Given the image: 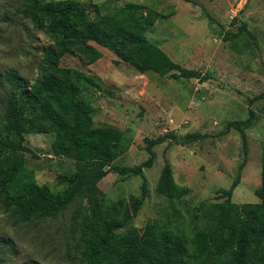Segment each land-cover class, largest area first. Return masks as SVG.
<instances>
[{
    "label": "rangeland",
    "instance_id": "obj_1",
    "mask_svg": "<svg viewBox=\"0 0 264 264\" xmlns=\"http://www.w3.org/2000/svg\"><path fill=\"white\" fill-rule=\"evenodd\" d=\"M88 4L103 0H78ZM141 3L159 11V17L146 36L169 57L189 69L209 74L205 82L196 79L173 80L153 73L141 74L130 64L118 60L110 50L93 42L72 44L60 65L78 68L93 76L102 89L86 93L93 107V124L123 132L130 141L128 150L116 161L132 166L143 162L148 153L144 138L166 132L178 137L201 135L191 143L179 145L171 140L155 145V160L143 170L144 177L120 176L109 172L98 186L100 198L115 201L148 191L134 224L168 223L187 236L209 223L208 213L217 191L227 189L238 167L244 164L234 203L257 202L260 162L264 149V0H118ZM18 0H0V75L14 70L30 81L37 76L41 49L48 38L32 29L17 12ZM238 37L224 40L219 23ZM1 95V90H0ZM250 119L241 133L234 127L223 134L226 124ZM26 167L34 172L38 184L61 190L59 175L74 171L72 147L53 151L51 134H27ZM168 161L175 182L189 187L178 200L155 192L159 172ZM72 207L55 221L26 225L14 223L15 216L0 203V264H84L70 226Z\"/></svg>",
    "mask_w": 264,
    "mask_h": 264
},
{
    "label": "trees",
    "instance_id": "obj_2",
    "mask_svg": "<svg viewBox=\"0 0 264 264\" xmlns=\"http://www.w3.org/2000/svg\"><path fill=\"white\" fill-rule=\"evenodd\" d=\"M18 1L17 12L50 43L41 49L33 81L14 70L0 75V203L16 217L14 223L55 221L72 207L70 226L84 264H264V149L258 201H232L244 166L241 163L230 186L217 191L216 198L222 201L211 205L207 227L189 236L168 223L153 222L142 228L134 224L148 191L146 181L141 184L140 196L115 201L99 196L98 183L109 172L143 178V170L154 163L155 145L166 140L185 145L203 136L178 137L166 132L144 138L148 157L138 165H118L116 161L127 152L130 141L117 129L93 124L94 110L86 94L91 89L101 90V84L78 68L61 66L60 59L72 44L93 42L141 74L205 82L209 74L173 61L146 36L162 14L131 1ZM219 26L224 40L244 31L257 44L245 25L236 33L225 30L221 23ZM263 96L264 92L258 98ZM249 122V118L228 122L223 134L233 127L239 130L245 148L243 126ZM27 134L53 135L55 152L72 147L74 171L58 176L65 183L61 190L38 184L34 172L26 167L24 153L35 155L25 145ZM155 192L173 202L186 195L189 187L175 182L165 160Z\"/></svg>",
    "mask_w": 264,
    "mask_h": 264
}]
</instances>
